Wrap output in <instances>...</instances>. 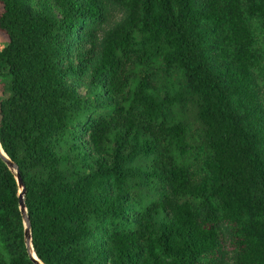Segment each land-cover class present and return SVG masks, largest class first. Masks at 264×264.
Here are the masks:
<instances>
[{
	"label": "trees",
	"instance_id": "trees-1",
	"mask_svg": "<svg viewBox=\"0 0 264 264\" xmlns=\"http://www.w3.org/2000/svg\"><path fill=\"white\" fill-rule=\"evenodd\" d=\"M0 142L45 264H264V0H0Z\"/></svg>",
	"mask_w": 264,
	"mask_h": 264
},
{
	"label": "water",
	"instance_id": "water-1",
	"mask_svg": "<svg viewBox=\"0 0 264 264\" xmlns=\"http://www.w3.org/2000/svg\"><path fill=\"white\" fill-rule=\"evenodd\" d=\"M0 154L6 161L10 169H12L16 173L19 185L21 187L20 206H21V210H22L24 220H25V225H26L25 238H26V243H27L30 256L35 261L36 264H45L43 261H41V259L37 256V254L34 251L33 242H32L33 237H32V231H31V219H30V216L28 215L26 204H25V199H24L25 193H26V187H25V183L23 182V179L21 176L19 165L8 156L6 151L3 149L1 142H0Z\"/></svg>",
	"mask_w": 264,
	"mask_h": 264
},
{
	"label": "bare ground",
	"instance_id": "bare-ground-1",
	"mask_svg": "<svg viewBox=\"0 0 264 264\" xmlns=\"http://www.w3.org/2000/svg\"><path fill=\"white\" fill-rule=\"evenodd\" d=\"M34 252V251H33Z\"/></svg>",
	"mask_w": 264,
	"mask_h": 264
}]
</instances>
